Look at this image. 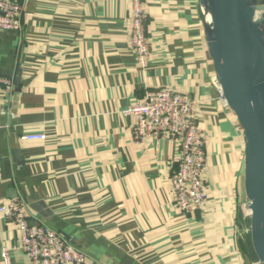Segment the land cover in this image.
<instances>
[{
    "label": "crops",
    "instance_id": "1",
    "mask_svg": "<svg viewBox=\"0 0 264 264\" xmlns=\"http://www.w3.org/2000/svg\"><path fill=\"white\" fill-rule=\"evenodd\" d=\"M21 30H0V205L18 197L85 264H253L244 131L220 98L199 0H141L149 60L129 47L127 0H16ZM198 102L205 140L201 208L176 209L171 140H134L124 113L146 92ZM31 133L44 142L26 141ZM16 232L0 221V250ZM1 264V259H0Z\"/></svg>",
    "mask_w": 264,
    "mask_h": 264
},
{
    "label": "built area",
    "instance_id": "2",
    "mask_svg": "<svg viewBox=\"0 0 264 264\" xmlns=\"http://www.w3.org/2000/svg\"><path fill=\"white\" fill-rule=\"evenodd\" d=\"M129 3V47L138 65L145 68L149 46L145 35L146 13L141 0ZM22 6L16 0H0V30H21ZM11 80L0 76V93L9 90ZM220 98L225 102L222 92ZM133 119L134 140H171L178 150V168L170 178L174 206L182 213L201 208L206 199L204 190L205 140L199 123V106L185 94L170 89L148 91L125 113ZM26 141L44 142L45 134L31 133ZM0 221L16 232V248L28 264H85L86 256L73 247L59 232L42 225L30 226L24 204L18 197L0 205ZM7 247L0 250L1 264H11ZM253 264H259L257 261Z\"/></svg>",
    "mask_w": 264,
    "mask_h": 264
},
{
    "label": "water",
    "instance_id": "3",
    "mask_svg": "<svg viewBox=\"0 0 264 264\" xmlns=\"http://www.w3.org/2000/svg\"><path fill=\"white\" fill-rule=\"evenodd\" d=\"M223 98L244 131L249 235L264 264V0H199ZM260 13V14H259Z\"/></svg>",
    "mask_w": 264,
    "mask_h": 264
},
{
    "label": "bare ground",
    "instance_id": "4",
    "mask_svg": "<svg viewBox=\"0 0 264 264\" xmlns=\"http://www.w3.org/2000/svg\"><path fill=\"white\" fill-rule=\"evenodd\" d=\"M260 14V13H259Z\"/></svg>",
    "mask_w": 264,
    "mask_h": 264
}]
</instances>
